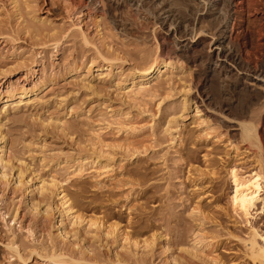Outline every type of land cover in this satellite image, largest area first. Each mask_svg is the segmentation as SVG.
I'll list each match as a JSON object with an SVG mask.
<instances>
[{
  "label": "rangeland",
  "instance_id": "374dc122",
  "mask_svg": "<svg viewBox=\"0 0 264 264\" xmlns=\"http://www.w3.org/2000/svg\"><path fill=\"white\" fill-rule=\"evenodd\" d=\"M92 2L0 0V264H257L249 240L264 238V194L249 221L230 196L233 170L264 163V82L242 73L264 69V0L232 11L226 43L241 73L224 79L206 47L182 53L153 18ZM157 48L177 66L170 83L119 87ZM53 179L77 222L41 195ZM116 222L106 237L102 224Z\"/></svg>",
  "mask_w": 264,
  "mask_h": 264
},
{
  "label": "bare ground",
  "instance_id": "6f19581e",
  "mask_svg": "<svg viewBox=\"0 0 264 264\" xmlns=\"http://www.w3.org/2000/svg\"><path fill=\"white\" fill-rule=\"evenodd\" d=\"M114 1L118 5L120 4L121 6L125 5L127 9L133 11V13H135L136 16L138 17V19L136 18V21L139 20V18L141 19L142 16H144V18H149V17L153 18L154 20L153 25L154 26L159 25L160 27H162V29L165 30L166 34L169 36V41L172 43L173 47L176 50L181 51L182 53H190L192 51L193 54L190 53L191 55L200 58L201 55L200 47L201 46L206 47L210 54L209 56L215 57L214 69L217 71V73H219L220 77L221 76L223 77V79L228 78L229 74L234 70L241 73L240 69L238 68V64H239L238 58L229 47V44L226 43V39L229 37V32H232L233 30V29L232 30L229 29V24L232 16H234L233 14L234 12L238 14L237 15L238 17L239 15H242L245 11H249L251 8L254 7L256 8L259 0H239L238 3L236 4H234L235 0H114ZM92 3L93 4L97 3V0H94V2ZM234 6L236 7V9L234 8ZM121 11L122 13L125 12L123 10ZM232 11L234 12L232 13ZM206 17L216 20V25L212 32L208 31L202 26V23ZM121 22L122 25L125 24L123 19H121ZM138 23L137 25L138 27H140ZM154 26L152 28L153 29L152 33L154 34V38L156 39ZM203 36H210V40L202 41V39L200 38H202ZM199 45L201 46L199 47V49H197ZM157 46L159 47L158 43ZM100 56H103V54L100 53ZM177 56L179 57V55ZM203 58L199 60L203 62ZM105 59L108 60V58ZM176 67L177 66H175V62H173V60L170 59L169 60L164 59L163 51H159V49L157 48L156 55L153 57V59L148 61L145 68L140 69L137 74H134V76L130 78L129 85H124L125 83L122 79L118 80L117 84L121 88L124 86L130 88L128 90V93L130 94L140 93L141 90L145 91L147 89L145 88V85L148 82L152 81L153 79L157 82L161 80L163 82V80L164 81L166 80L167 82L169 81L170 83V80L172 79L169 78V74L173 75L174 74L173 70ZM242 73L246 76H251L254 79L262 80V82H264V69H255V71L253 70V72L245 70ZM185 92L186 94L185 97L183 98V109H186L188 105L187 104L188 100L186 95L188 92H190V88ZM176 120L177 117H172L168 121V127L166 129L167 131H171L174 128L173 124L176 122ZM239 125H241V123H239ZM4 145L6 144H4L3 142L2 147ZM3 156L1 155L0 161L3 167H5L9 162L4 161ZM1 175L4 176L5 173H1ZM231 178L233 183V193L230 196V202L233 207V210L236 213L240 214L242 217H244L247 221H249V218L253 216V212L258 207V202L261 200L262 195L264 194V163H262L259 170L254 171L248 176H241L238 174V172L233 170L231 174ZM39 191L41 195L44 196L45 200L48 198H52V196L57 197L59 202L58 204L62 208L61 211L68 216L75 214L74 218L76 219L75 220L76 222L78 219L80 220L82 218V216L79 213H77V210H75V206L73 205V203H71V200L70 198H68V195L63 190H61L60 187H58V183L55 179L50 181H43L39 186ZM101 223H102L101 221H97L96 219L94 221L90 220V226L101 227ZM102 226L104 227V234L106 237L107 236H113V238L118 237V233H117L118 231L116 232L118 227L117 222L111 223L109 225L108 224L105 225L103 223ZM121 233H119V235ZM122 235H123L122 237L123 243L127 242L128 245L132 243V241L133 243L134 242L136 244L138 243L137 241H135V239H131L126 232H123ZM150 239L143 240L146 246L151 245L152 242H149ZM152 239H154V237ZM249 241H250L249 249H251L250 252L253 261L254 260L257 261V264H264V238L261 242L255 237L251 238ZM122 247L126 249L125 245H123ZM62 257H64L62 253L60 254L53 253L51 255V259H61ZM123 264H126L125 261Z\"/></svg>",
  "mask_w": 264,
  "mask_h": 264
}]
</instances>
